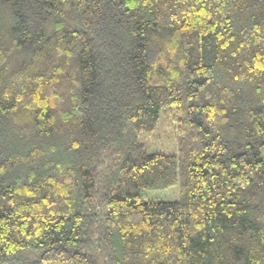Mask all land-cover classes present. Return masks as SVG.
I'll return each mask as SVG.
<instances>
[{
	"label": "trees",
	"instance_id": "1",
	"mask_svg": "<svg viewBox=\"0 0 264 264\" xmlns=\"http://www.w3.org/2000/svg\"><path fill=\"white\" fill-rule=\"evenodd\" d=\"M0 264H264V0H0Z\"/></svg>",
	"mask_w": 264,
	"mask_h": 264
},
{
	"label": "rangeland",
	"instance_id": "2",
	"mask_svg": "<svg viewBox=\"0 0 264 264\" xmlns=\"http://www.w3.org/2000/svg\"><path fill=\"white\" fill-rule=\"evenodd\" d=\"M139 141L142 142L147 152H156L163 154H176L177 144L179 141L176 130V117L174 110L164 109L160 113V118L156 125V128L149 133H145L139 136ZM177 187H171L164 190H151L143 191L146 200L164 201L177 198Z\"/></svg>",
	"mask_w": 264,
	"mask_h": 264
}]
</instances>
